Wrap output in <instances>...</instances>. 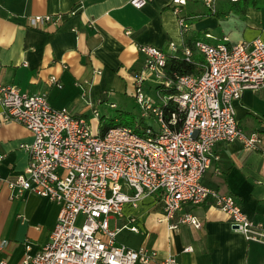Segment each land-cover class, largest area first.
Here are the masks:
<instances>
[{"label": "crops", "instance_id": "0c3cea01", "mask_svg": "<svg viewBox=\"0 0 264 264\" xmlns=\"http://www.w3.org/2000/svg\"><path fill=\"white\" fill-rule=\"evenodd\" d=\"M214 6L211 12L202 0H186L181 12L189 27L181 31L170 0H149L141 8L129 0H0V82L44 93L52 107L65 106L86 121L95 109L97 127L102 118L118 120L120 113L137 112L140 124L145 117L133 96V73L144 59L140 45L183 58V46L196 39L215 43L227 36L230 44L264 38V0H214ZM33 14L59 15V21L32 26L28 17ZM193 56L202 58L196 50ZM234 108L239 126L259 133L257 148L245 149L238 141L216 142L211 149L216 158L201 181L234 196L251 220L264 221V185L259 182L264 177V87L243 90ZM31 140L23 124H0V239L7 240L0 258L11 264H20L23 241L35 250L48 240L59 208L28 191L10 198L6 180L23 171L29 155L22 144ZM161 213L158 196L147 194L134 206L124 204L122 215L108 217L117 242L155 251L152 260L136 264H159L169 254L186 264H264V244L246 240L231 226L227 213L209 200L182 204L170 220L191 213L199 227L181 222L170 229L168 222L158 220ZM131 224L137 230L129 229ZM188 244L192 250L182 251Z\"/></svg>", "mask_w": 264, "mask_h": 264}, {"label": "built area", "instance_id": "2783aa9c", "mask_svg": "<svg viewBox=\"0 0 264 264\" xmlns=\"http://www.w3.org/2000/svg\"><path fill=\"white\" fill-rule=\"evenodd\" d=\"M202 1L215 11L214 0ZM148 2L129 0L135 8ZM185 3L170 0L181 31L189 27L181 12ZM28 21L32 26L58 23L59 15L33 14ZM227 41L224 36L215 43L196 39L192 45H184L186 61L195 50L202 56L197 63L201 70L173 76L165 71L171 52L150 44L139 46L144 59L141 69L133 73V96L141 117L154 122L144 126L143 135L128 125L108 126L92 134L83 117L73 115L65 106L52 107L46 94L27 93L0 82V124L17 121L32 133L31 142L22 144L28 163L21 173L6 180L10 198L28 191L59 207L44 244L33 250L28 240L23 241L20 264H136L152 260L155 251L117 242L116 230L108 226L110 215H122L124 204L134 206L147 194L158 196L162 211L158 220L168 222L170 229L181 222L199 227L200 221L191 213L170 220L182 204L209 200L227 213L231 226L246 240L264 244V221L251 220L234 196L201 181L211 159L216 158L211 153L216 142L238 141L245 149H256L260 141L258 132H245L239 126L234 102L243 90L264 87V38ZM170 48L174 50L173 42ZM154 82L151 98L145 88ZM93 115L97 118V110ZM259 182L264 185V177ZM128 220L133 223L134 217ZM128 227L137 230L134 224ZM6 243L0 239V250ZM191 250L189 244L182 248ZM0 264L11 263L0 258ZM159 264L186 263L169 254Z\"/></svg>", "mask_w": 264, "mask_h": 264}, {"label": "rangeland", "instance_id": "374dc122", "mask_svg": "<svg viewBox=\"0 0 264 264\" xmlns=\"http://www.w3.org/2000/svg\"><path fill=\"white\" fill-rule=\"evenodd\" d=\"M154 87H155V82L152 83V86L149 88V90L147 88H145V90H147L146 95H148L151 98H154V90H155ZM134 112H136V111H134ZM135 114L131 116L130 114L120 113V114H118V120H114L113 118H107V119L102 118L100 127H97L96 120H95L94 116L92 115L86 121V123H87V127H88L89 131L92 134H96L98 130L101 131L102 129H104L105 127H108L109 125L124 124V125L131 126L136 133L143 135L144 134L143 129H144V125H145L144 123H149L150 119L145 117V118H143V121L139 124L138 120H137V115H135Z\"/></svg>", "mask_w": 264, "mask_h": 264}, {"label": "trees", "instance_id": "16d2710c", "mask_svg": "<svg viewBox=\"0 0 264 264\" xmlns=\"http://www.w3.org/2000/svg\"><path fill=\"white\" fill-rule=\"evenodd\" d=\"M196 59L201 60L202 58H200V56H193L190 61H186L184 58H168L166 63V74L173 76V74L181 73H198L201 68L195 65V61H197Z\"/></svg>", "mask_w": 264, "mask_h": 264}]
</instances>
